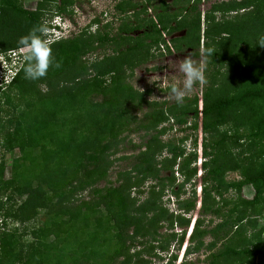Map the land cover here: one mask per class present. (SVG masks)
I'll list each match as a JSON object with an SVG mask.
<instances>
[{
	"label": "trees",
	"instance_id": "obj_1",
	"mask_svg": "<svg viewBox=\"0 0 264 264\" xmlns=\"http://www.w3.org/2000/svg\"><path fill=\"white\" fill-rule=\"evenodd\" d=\"M75 1L39 0L37 9L31 11L19 0H0V54L28 45L34 49L26 54L24 65L10 84L0 90L1 147L14 155L24 142L22 151L11 160L10 178L5 179L6 165L0 162V264H148L141 254L131 252L135 244L150 243L151 251L165 252L166 238L175 235L161 234V222L173 225L178 217L165 212L156 197L137 203L131 192L149 176L155 181L151 193L156 187L161 191L165 182L174 184L173 172L161 177L153 162L163 150L168 156L160 161L162 169L177 166L175 172L184 177L183 185L196 177L197 138L189 154L181 146L188 134L177 140L179 144L163 142L161 136L167 130L158 127L170 122L180 127L179 132L196 134L200 128L204 134L199 210L201 215L220 219L210 229L202 228L200 218L194 220L187 238L194 246L185 247L184 256L200 251L203 239L210 236L212 240L205 246L209 251L207 264H232L231 260L264 264V238L250 248L249 239L239 229L262 200L264 167L246 173L242 180H225L228 171L240 167L232 148L243 139L264 138V0L211 3L203 14L202 33L200 0H175L179 4L173 10L166 0H159L151 4L155 21L137 17L136 25L125 29L122 24L115 36L107 31L91 34L83 30L46 45L47 36L42 34L47 26L42 24L41 15L48 12L71 17ZM131 4L130 0H119L115 10L127 13L134 8ZM141 8L146 15L147 6ZM215 14H219L218 18ZM181 28L185 29L184 35L170 37ZM138 30H142L139 36L128 37L127 48L121 50V40ZM162 33L169 35L177 49L189 43L197 56L203 37L201 55L211 72L200 97L180 99L187 101V106H182L180 100L173 104L148 101L146 92L135 90L123 71L124 64L134 66L147 46L164 42ZM107 44L115 45L111 56L101 60L86 58L97 45ZM39 52L46 53L47 58L33 71V59ZM224 65L233 68L231 75L236 80L232 91L227 87L218 89L215 83ZM31 69V75L46 87L37 99L36 94H31L36 84L29 79ZM10 103L14 109L6 111L2 105ZM144 109L148 111L137 119L135 112ZM188 115L193 123L186 126ZM243 121L246 131L239 132L237 127L232 132L221 130L231 122L237 126ZM138 131L149 137L143 143L145 150L130 158L134 174L127 171L120 181L111 184L107 157L116 153L121 136ZM106 181L109 183L101 186ZM245 186L254 189L253 197L240 199L224 211V195L229 191L240 193ZM179 188L171 191L176 197ZM85 192L86 197L75 198ZM15 196L24 199L18 204ZM196 202L194 194L178 208L189 213L196 209ZM40 211L46 214L40 226L27 232L7 227L10 222L29 223ZM261 211L263 214L264 207ZM181 220L186 228L190 220ZM185 234L184 231L177 239V251L185 242ZM28 235L30 242H24ZM218 243L222 248L214 252ZM176 260L177 255L172 254L170 264ZM179 264L193 263L186 257Z\"/></svg>",
	"mask_w": 264,
	"mask_h": 264
},
{
	"label": "rangeland",
	"instance_id": "obj_2",
	"mask_svg": "<svg viewBox=\"0 0 264 264\" xmlns=\"http://www.w3.org/2000/svg\"><path fill=\"white\" fill-rule=\"evenodd\" d=\"M22 6L27 9L34 11L37 9L38 5L37 2L39 0H19ZM159 0H130L132 3L131 5L134 8L128 9L127 13L121 14L115 10V6L119 3V0H76L73 5V15L71 17L66 16L64 21V27L67 30L61 36L58 32L56 33V37L60 38H68L72 37L75 34H79L86 30V33L91 34H101L107 31L110 36H115L118 33L119 27L124 24L125 29L130 28L137 24V17L139 20H149L153 19L156 20V15L154 9L151 7V4L156 3ZM170 6V10H173L178 6L175 0H166ZM175 1V3H174ZM220 2L224 0H200V24H201V33L204 29V20L203 14L205 10H207L211 3L213 2ZM142 6H147V13L146 15L142 13ZM253 7V6H252ZM251 7V8H252ZM249 8L248 10H250ZM54 14H50L48 12H44L41 15L42 24L45 25L49 24L51 19L53 18ZM216 18H218L219 14H215ZM68 17V18H67ZM183 17V16H182ZM51 18V19H50ZM98 19V23L94 24L93 20ZM58 22L59 20L56 19ZM142 30L135 31L134 33H130L126 38L121 40V50H124L125 47L127 48L128 44V37L134 39L135 36H139ZM185 29L181 28L179 31L173 32L170 37H180L184 35ZM44 36V32L42 34ZM122 36H126V33H123ZM162 38L164 42L160 43L157 46L150 45L147 46L142 52H140L139 57L136 61H134V66L132 68L126 67L124 64L123 71L125 72V76L128 78V82L130 85L139 92H146L145 98L148 101H156V102H163L167 101L169 104H173L175 101H178L182 98H193L194 95L201 96V92L205 88V78L209 76L211 70L208 68L206 69L205 61L202 57V44L201 41L203 37L200 39V48L197 50L199 55H194L196 50L191 45H183L181 49H177L173 43L170 41L169 35L166 33H162ZM202 36V35H201ZM127 39V41L125 40ZM46 45L51 44L52 42L59 40L55 38L45 37ZM126 41V42H125ZM149 40L146 39V42ZM125 43V44H124ZM127 43V44H126ZM192 44V43H191ZM182 45V43H181ZM30 52H33L34 49L31 45ZM115 48V45H97L90 54L86 57L88 60H101L104 56H111L113 54L112 50ZM47 58L46 53L38 54V58L35 57L34 64L32 66L33 71L36 70L38 67H41L44 64ZM26 61V59L24 60ZM24 61L20 64V66L24 65ZM234 67V66H233ZM32 69L30 71L29 79L33 81L35 80L36 84L33 86L34 92L32 91L31 94H36L34 99H37L40 94L46 92V87L43 83H38V79L32 76ZM233 68H229L227 65L222 66L220 69V76H217L216 86L218 89H223L227 87L228 91H232L234 88L235 78L231 75ZM107 78V77H106ZM237 84V82H236ZM149 92V93H148ZM38 93V94H37ZM148 93V94H147ZM33 98V97H31ZM33 99V100H34ZM182 104V106H187V101L180 100L178 101ZM10 104L2 105V107L6 111H12L14 107ZM148 109H144L139 112H135V116L137 119H140L141 116L147 112ZM169 113V112H168ZM191 115L187 117V124L193 123ZM0 118H3V115L0 114ZM238 117H235L237 120ZM244 122V121H243ZM170 123H165L160 125L158 128H166L165 134L161 136L163 142H176L182 136L188 134L186 141L181 145L185 148V152L189 154L193 151V140L196 137L197 142L204 138V134L201 132L200 128L198 129L196 134H191V131L186 132H179L180 127L174 125L171 126ZM198 125H200V120H198ZM238 129L239 132L246 131L248 129L247 124L238 123L237 126H234L231 122L229 125H226L221 128L222 131L232 132L235 129ZM200 130V131H199ZM149 137L148 133L144 131L138 132H128L121 136V142L117 148L116 153H111L107 160L110 162L109 167V175L108 180L112 184L118 182L122 179L125 173H133L130 168L131 157L136 155L138 152L144 151L145 148L143 147V143ZM124 140V141H122ZM142 144L141 148L138 149V146ZM179 144V143H177ZM137 146V147H133ZM24 147V142H21L19 145V149L15 151V156H17L19 151H22ZM198 150V143L196 147V151ZM233 154L235 155V162L238 164V169L228 171L225 176V180L227 182H235L242 180L246 173H251L253 171L258 170L261 167H264V138H260L258 140H246L243 139L239 143V146L232 148ZM14 155H11L8 152L3 151L1 147V136H0V162H4L6 165V170L4 177L5 179L10 178V166L11 160ZM168 156L167 151L163 150L162 153L157 154L155 156V163L156 168H158L159 176H170L173 172L175 182L172 186L169 183L165 182L162 190L160 191L159 187H156L153 193H151V186L155 184L154 178L151 176L146 177L136 190H132L131 197L137 203L144 201L147 198L154 199L156 197V201L165 212L167 211L169 214L173 212L175 218L178 217L174 224L171 225L168 222H161L162 227L160 228V233L168 236L169 234L173 233L174 237H167V249L165 252H161L159 250H152L149 244H144V246H140L135 244L134 249L131 250L132 253L136 254L137 252L143 256L144 259L148 261V264H170V257L172 254L177 255V260L173 264H179L180 258L182 256V252L184 251L185 247L190 246L189 242L187 241L188 234L190 232L189 228L191 227L192 223L195 219H201L202 228H213L217 223L220 222V219L211 216V215H201V211L199 210L201 204V188L203 187V182L201 178L204 175V169L198 167L197 165V175L191 181L183 185L184 177L180 174L175 172L177 166L172 167L171 169H162L160 166V161L163 158ZM198 159L200 155H198ZM196 160V163H198ZM179 160H177L178 163ZM203 157L201 156L200 162H203ZM134 174V173H133ZM201 176L198 178V176ZM131 176H133L131 174ZM109 182H102L100 183L101 186L107 185ZM180 187V188H179ZM181 189L180 194L178 197L174 196L171 191ZM153 194V195H152ZM195 194L196 197V209L186 213L184 210H180L179 204L181 202H185L186 200H190L193 198ZM254 195V189L251 186H245L242 188L240 193L235 191H229L227 194L224 195V200L227 202L225 210H228L239 202L240 199H251ZM158 196V197H157ZM86 197V192L80 195H77L75 198H84ZM16 198V203H20L24 198ZM262 200L260 201L259 205L253 208L250 211V215L248 219L244 221V223L239 227V229L244 232V234L249 239L248 243L250 248H253L258 244V241L264 238V213L262 214L261 209L264 207V194L262 195ZM221 203V202H220ZM46 214L43 211H40L36 216V219L26 223L24 225H19L14 222H10L7 226L9 228L17 227L20 232H27L31 228H35L40 226L45 221ZM183 219H189V225L185 228L182 227ZM262 228L261 232L259 230ZM186 232L185 242L180 250L177 251V239L179 236ZM204 246L198 252H193L188 256H184L182 259L185 260L187 257V261L193 264H207V256L209 251L206 249V245L212 240L210 236L205 237L204 239ZM140 242L143 240H139ZM24 242H30L29 235L24 237ZM194 244L190 246L192 249ZM35 248V247H34ZM221 243L217 244L216 248L213 250L218 251L221 249ZM232 264H241V262L236 260H231Z\"/></svg>",
	"mask_w": 264,
	"mask_h": 264
},
{
	"label": "built area",
	"instance_id": "obj_3",
	"mask_svg": "<svg viewBox=\"0 0 264 264\" xmlns=\"http://www.w3.org/2000/svg\"><path fill=\"white\" fill-rule=\"evenodd\" d=\"M30 47H21L7 51L5 54H0V90H4L13 80L20 63L24 60L25 53L29 52ZM198 150L201 151L199 143Z\"/></svg>",
	"mask_w": 264,
	"mask_h": 264
},
{
	"label": "clouds",
	"instance_id": "obj_4",
	"mask_svg": "<svg viewBox=\"0 0 264 264\" xmlns=\"http://www.w3.org/2000/svg\"><path fill=\"white\" fill-rule=\"evenodd\" d=\"M66 16H60V15H54L53 16V18L51 19V21H50V23L49 24H46V29L43 31L44 32V35H46L47 37H50V38H55V39H62L63 37H56V33L58 32L61 36H63V33L67 30V28L66 27H64L65 25H64V21H65V18ZM68 18V17H67ZM56 19L57 20H59L58 22L56 21ZM46 43V42H45ZM25 47H30V46H25ZM28 53H30V51L29 52H27V53H25V55H24V60L26 59V54H28ZM23 60V61H24ZM22 63V62H21ZM20 63V64H21ZM21 68H22V66H20L19 65V70L17 71V73H16V75L19 73V71L21 70ZM15 75V76H16ZM14 76V77H15ZM201 107H202V103H201V100H199V104H198V108H199V110H201ZM199 143H200V145H201V140L198 142V145H199ZM198 151V155H200V158H201V151H199V150H197ZM196 151V152H197ZM200 158H199V160H197V162L198 163H196V165L198 166V167H200L201 166V162H200ZM201 176L199 175L198 176V178H200ZM193 224H194V222L192 223V225H191V227L189 228V230H190V232H189V234L187 235V236H189L190 235V233H191V231H192V227H193ZM184 253H185V248H184V251L181 253L182 254V256H181V258H180V262L183 260L182 258L184 257Z\"/></svg>",
	"mask_w": 264,
	"mask_h": 264
}]
</instances>
